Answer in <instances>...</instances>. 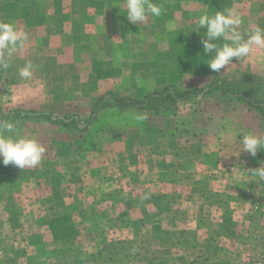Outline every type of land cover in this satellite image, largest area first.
Returning <instances> with one entry per match:
<instances>
[{"label": "rangeland", "instance_id": "rangeland-1", "mask_svg": "<svg viewBox=\"0 0 264 264\" xmlns=\"http://www.w3.org/2000/svg\"><path fill=\"white\" fill-rule=\"evenodd\" d=\"M178 1L133 25L125 39L113 31L99 42L113 50L104 56L115 66L101 75L107 84L46 110L68 125L36 117L14 123L16 134L35 136L46 152L24 169L0 162V264H111L110 247L92 256L105 243L121 264H179L210 238L220 246L215 264H264V179L254 175L264 150L255 157L241 150L244 131L264 136L258 110L216 92L175 112L108 107L89 121L102 95L144 97L167 84L202 86L249 68L264 74V47L211 71L202 61L206 29H193L202 10L231 7L247 35L264 27V0ZM58 229L77 235L64 248L78 253L56 251Z\"/></svg>", "mask_w": 264, "mask_h": 264}, {"label": "crops", "instance_id": "crops-1", "mask_svg": "<svg viewBox=\"0 0 264 264\" xmlns=\"http://www.w3.org/2000/svg\"><path fill=\"white\" fill-rule=\"evenodd\" d=\"M169 1L179 3L153 0L163 5V14ZM123 4L124 0H0V20L15 22L29 35L13 61L7 67L0 65V119L21 108L47 112L68 96H83L85 92L79 89L93 91L97 82L107 84L101 75L115 66L104 56L113 50L99 42L110 39L113 31L125 39L135 26ZM73 55L76 58L71 62ZM28 60L36 70L25 81L18 70Z\"/></svg>", "mask_w": 264, "mask_h": 264}, {"label": "clouds", "instance_id": "clouds-1", "mask_svg": "<svg viewBox=\"0 0 264 264\" xmlns=\"http://www.w3.org/2000/svg\"><path fill=\"white\" fill-rule=\"evenodd\" d=\"M120 9V6H117ZM127 19L133 24L146 23L150 17H160L164 12L162 4L153 0H124L123 4ZM242 17L233 8L209 12L202 10L197 18L195 29L203 31L202 61L208 64L211 71L220 73L238 59L248 57L254 47H264V27L256 26L247 35L239 30ZM192 29V30H193ZM29 35L15 22L0 20V65L7 67L14 59L18 49H23ZM223 40V43L220 41ZM36 68L31 60L19 68V76L25 81L31 80ZM241 150L256 156L264 150V136L255 131H244L241 135ZM240 150V151H241ZM46 152V147L35 136L16 134V126L11 121H0V158L5 166L11 164L24 169L38 165ZM254 175L264 179V165L255 169Z\"/></svg>", "mask_w": 264, "mask_h": 264}, {"label": "trees", "instance_id": "trees-1", "mask_svg": "<svg viewBox=\"0 0 264 264\" xmlns=\"http://www.w3.org/2000/svg\"><path fill=\"white\" fill-rule=\"evenodd\" d=\"M216 92L220 93L226 100H239L246 103L250 108L258 110L264 119V74H256L249 68L244 71L238 70L232 75L214 76L209 82L202 86L181 88L176 83L167 84L163 88H158L147 93L144 97L129 96L115 98L102 95L93 105L89 121L91 124L97 119L99 111L108 107H117L120 110L137 109L154 112L168 110L170 112H175L181 104L193 100L204 99ZM26 117L47 118L54 123L68 125L67 119L54 120L51 112H37L34 110L28 112L19 110L16 114L9 116L7 121L15 123L18 119ZM229 225L230 226H226L225 229L232 231L235 224L231 222ZM232 233H234V231ZM56 235L58 245H61V248H55L56 251H62L65 257L79 252L78 249L72 248V246L69 245L64 248V245L74 241L77 235H70V233L64 231V229H58ZM108 247H110V257L108 261L111 264H121V260L115 258L117 254V252H115L116 247L114 248L113 245L107 246L106 243L97 254H92V256H103V252ZM193 247L199 248L200 250H198V252H190L189 256H179L177 258L179 264H215V258L218 255L220 246L214 241V238L208 239L203 246L197 245ZM82 252L87 253L83 250ZM127 255L128 254H126V257Z\"/></svg>", "mask_w": 264, "mask_h": 264}, {"label": "water", "instance_id": "water-1", "mask_svg": "<svg viewBox=\"0 0 264 264\" xmlns=\"http://www.w3.org/2000/svg\"><path fill=\"white\" fill-rule=\"evenodd\" d=\"M53 119H57L56 117H53ZM62 119H65L64 117H62ZM85 127V124H81V128Z\"/></svg>", "mask_w": 264, "mask_h": 264}]
</instances>
